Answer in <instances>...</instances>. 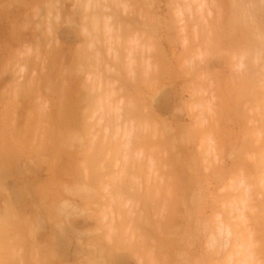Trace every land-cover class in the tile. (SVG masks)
<instances>
[{"label":"rangeland","instance_id":"1","mask_svg":"<svg viewBox=\"0 0 264 264\" xmlns=\"http://www.w3.org/2000/svg\"><path fill=\"white\" fill-rule=\"evenodd\" d=\"M0 264H264V0H0Z\"/></svg>","mask_w":264,"mask_h":264},{"label":"bare ground","instance_id":"2","mask_svg":"<svg viewBox=\"0 0 264 264\" xmlns=\"http://www.w3.org/2000/svg\"><path fill=\"white\" fill-rule=\"evenodd\" d=\"M259 167L261 166V165H258Z\"/></svg>","mask_w":264,"mask_h":264}]
</instances>
